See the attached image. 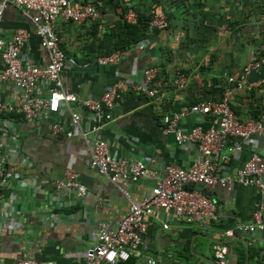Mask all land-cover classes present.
Wrapping results in <instances>:
<instances>
[{
  "label": "crops",
  "instance_id": "0c3cea01",
  "mask_svg": "<svg viewBox=\"0 0 264 264\" xmlns=\"http://www.w3.org/2000/svg\"><path fill=\"white\" fill-rule=\"evenodd\" d=\"M101 2L100 16L94 21L77 24L56 20L62 49L76 59V64L67 63L60 75L75 97L70 105L81 116L80 127H89L90 116L81 102L99 99L111 85L120 82L112 118L102 121L97 132L108 143L112 155L142 159L157 176H162L169 165L188 168L198 155L197 147L178 144L172 133H164L162 114L186 109L201 99L219 98L227 76L239 75L254 54L264 59V0ZM126 7L137 15L151 8L164 11L169 26L147 31L143 38L119 49L116 64L100 65L96 59L117 41ZM31 14L7 6L0 36L9 39L17 29L28 31L21 55L44 66L48 53L33 33ZM152 65L161 68L154 81L155 95L150 97L133 85L140 83L143 69ZM177 70L188 78L182 89L175 83ZM250 83L251 89L233 93L231 108L242 120L264 123V63L247 75L246 85ZM49 84L37 86L35 93L46 95ZM0 101L21 103L20 90L11 82L0 81ZM200 118L198 121L188 114L179 123L185 130L197 123L208 127L209 117ZM51 122L75 131L64 106L48 119H28L22 113H4L0 117L4 168L16 175L11 186L0 189V264H17L20 259H34L38 264H84L86 251L95 243L97 222L114 225L129 211L131 200L139 201L154 183L151 177L110 182L88 164L83 140L78 135H53ZM241 143L240 151L228 153L224 171L241 167L252 151L264 160L263 134L255 133ZM69 169L84 185V196L75 188L56 189L55 181L63 180ZM186 187L206 189L211 194L217 220L208 227L170 220L165 229L160 221L147 217L142 254L118 264H146L147 257H158V264H217L215 244L227 248L226 264H264V227L245 229L257 205H262L264 225V194L253 186L238 184L231 190L205 188L197 183ZM8 213L11 220L7 221Z\"/></svg>",
  "mask_w": 264,
  "mask_h": 264
},
{
  "label": "built area",
  "instance_id": "2783aa9c",
  "mask_svg": "<svg viewBox=\"0 0 264 264\" xmlns=\"http://www.w3.org/2000/svg\"><path fill=\"white\" fill-rule=\"evenodd\" d=\"M7 6L32 12L30 19L34 26L33 33L39 37L47 50L48 62L43 66L22 57V49L29 36L25 29H17L9 39L0 36V81L11 82L20 90L21 98V103L18 104L0 101V117L4 113H22L28 119H48L64 106L70 112L75 131L64 129L59 122L49 123V129L53 135H78L85 144L87 161L91 168L112 183L122 180L136 182L142 177L154 179L150 191L139 201L131 200L129 211L114 225L104 221L97 222L95 243L86 251L84 264H118L128 262L131 257L140 256L142 237L148 228L147 217L157 219L165 229L169 227L170 220L193 223L200 227L210 226L217 220L215 202L201 190L187 188L188 184L197 183L205 188L219 186L226 190H231L238 184L253 186L264 194V160L256 151H252L250 157L235 171L223 170L229 152L240 151L241 142L249 140L255 133L264 135V123L261 120H242L230 105L235 91L251 89V83L246 85V77L264 63L261 56L254 54L242 67L239 75L227 76L219 98L201 99L186 109L162 114L163 132L172 133L178 144L195 145L198 155L188 168L169 165L165 167L162 176H157L142 159L116 158L112 155L108 143L97 136L101 122L112 118V109L120 96L119 86L122 83L111 85L99 99L89 98L81 102V106L90 114L89 127L83 129L79 125L80 114L70 105L75 97L65 87L60 75L66 64H76V59L67 56L61 47L60 33L56 28L57 18L77 24L84 20L94 21L100 16L101 0H0V26ZM125 9L123 19L136 23L135 11L130 7ZM145 15L148 32L169 26L164 11L151 8ZM120 55L121 51L117 49L98 56L96 61L100 65L116 64ZM160 68L159 65L144 68L140 83L134 84L133 87L153 97L154 81ZM187 81L185 72L177 70L176 86L182 89ZM46 82L50 83L46 87V95L38 96L35 93L36 87ZM188 114H193L198 121L201 116H208L209 126L204 128L197 123L185 130L179 121ZM2 148L3 141L0 139V189L11 186L16 177L14 171L4 168L5 156ZM54 185L56 189L75 188L80 196L86 193L84 185L77 180L76 172L71 169L63 180L55 181ZM123 193L129 197L126 191ZM1 198L0 193V202ZM261 210L262 205H257L252 213V222L245 226L246 230L254 231L264 227ZM6 218L7 221L11 220L9 213ZM213 248L217 264H226L227 248L218 244ZM158 262V257L146 258V264ZM17 264L38 262L34 259H20Z\"/></svg>",
  "mask_w": 264,
  "mask_h": 264
},
{
  "label": "trees",
  "instance_id": "16d2710c",
  "mask_svg": "<svg viewBox=\"0 0 264 264\" xmlns=\"http://www.w3.org/2000/svg\"><path fill=\"white\" fill-rule=\"evenodd\" d=\"M125 10L126 9L124 8L122 11V18L123 12ZM146 20V15L139 13L137 15L136 23H129L122 19V21H120L119 23L120 32H118L117 34V41L114 43V46L112 48L106 50L103 54H109L117 49H123L124 47L132 45L135 41L143 38L147 32Z\"/></svg>",
  "mask_w": 264,
  "mask_h": 264
},
{
  "label": "water",
  "instance_id": "95a60500",
  "mask_svg": "<svg viewBox=\"0 0 264 264\" xmlns=\"http://www.w3.org/2000/svg\"><path fill=\"white\" fill-rule=\"evenodd\" d=\"M202 192H203L205 195H207V196H209V197L211 198V194H209V193L206 191V189H203Z\"/></svg>",
  "mask_w": 264,
  "mask_h": 264
}]
</instances>
